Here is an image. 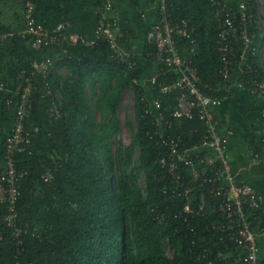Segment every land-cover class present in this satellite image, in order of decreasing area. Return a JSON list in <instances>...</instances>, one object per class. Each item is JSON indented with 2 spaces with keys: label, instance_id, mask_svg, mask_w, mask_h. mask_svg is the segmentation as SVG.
I'll return each instance as SVG.
<instances>
[{
  "label": "trees",
  "instance_id": "obj_1",
  "mask_svg": "<svg viewBox=\"0 0 264 264\" xmlns=\"http://www.w3.org/2000/svg\"><path fill=\"white\" fill-rule=\"evenodd\" d=\"M105 2L0 0V31L23 28L26 14L22 11L32 7L34 17L47 27L56 29L63 25L65 33L94 39ZM168 2L174 21L188 18L196 29L194 42L177 36L182 54L193 58L202 78L216 87L208 93L227 96L220 74V22L216 6L211 0ZM8 3L21 8L20 15L11 22L4 18L3 8ZM248 5L251 7L252 3L249 1ZM121 29V43L132 50L136 30L124 23ZM251 29L255 39L251 45L253 53L247 60L264 75L259 52L264 28ZM27 43V39L14 34L1 48V78L9 83L19 81V68L31 66L32 58L24 52ZM192 46L198 49L196 55L189 51ZM51 53L49 50L45 55ZM111 53L104 40L96 45L79 41L56 58L50 80L54 88L61 89L65 101L59 117L51 111L56 90L47 95L45 80L36 76L28 126H38L39 131L34 133L31 152L17 155L18 165L28 171L22 181L15 223L23 228L24 243L21 249L13 235L15 226L4 219L8 205L0 203V264H199L196 258L203 248L215 250L226 242L233 246L230 228L226 231L213 228L214 222L223 221L217 211L220 197H208L201 215L189 214L186 219L184 211L187 202L196 207L202 193L207 191L202 178L214 167L200 164L204 173L197 178L189 166L182 165L190 188L187 198L185 194H174L173 176L161 161L169 147L162 143L156 130L175 137L180 135L188 144L200 143L205 132L203 122L197 118L175 119L169 128L166 123L161 126L154 121L157 110L146 112L151 107V98H159L161 110L171 116L170 109L177 106L178 93H162L160 87L176 74L159 62L161 72L148 91L141 82L144 71L139 63L141 55L134 52L138 63L130 67ZM142 56L158 61L156 47L149 43ZM62 68L67 69V75L56 72ZM137 78L140 81L135 83ZM131 87L135 90L136 120L128 121L132 140L126 144L117 138L122 131L119 110L126 90ZM1 109L8 111L0 98ZM257 138L258 131L251 128L248 140L255 154L259 152ZM48 171L53 173L50 180L45 177ZM257 213L255 231L261 220V212ZM217 241L220 245H215ZM168 248L174 250L172 255Z\"/></svg>",
  "mask_w": 264,
  "mask_h": 264
},
{
  "label": "built area",
  "instance_id": "obj_2",
  "mask_svg": "<svg viewBox=\"0 0 264 264\" xmlns=\"http://www.w3.org/2000/svg\"><path fill=\"white\" fill-rule=\"evenodd\" d=\"M217 8L219 19L218 49L221 54L220 74L223 87L226 91L233 86L245 89L254 96L264 95V75L250 63L247 58L253 53L252 43L255 34L252 26L258 30L264 28V0H240L235 5L223 0H211ZM252 3L249 7L248 2ZM114 5L111 0H106L101 13V20L97 27L96 38L88 39L77 33H65L63 25L56 29L47 27L37 21L29 8L25 19V26L18 31H0V52L5 42L14 34L21 35L30 43L31 47L42 54L31 59L30 68L18 69V78L14 84L1 78L0 64V98L5 102L8 109L15 111V121L12 129L6 134L3 146V159L5 166L0 170V203L8 205V213L4 219L15 226L13 235L17 244L21 246L23 241V228L16 226L17 203L22 193V181L27 174V169L18 165V153L31 152V144L34 133L39 131L38 126H28L33 108L31 95L36 89V76H42L45 80V92L51 95L56 90L53 99L52 113L59 117L62 114V105L65 103L60 88H54L50 78L54 72L56 58L67 53L69 46L79 41L90 45L99 44L104 40L112 50V57L128 63L130 67L137 65L135 53L121 43L123 32L119 18L113 15ZM195 27L188 18L174 21L170 11L168 0H160L158 17L152 23L147 33V41L156 47L158 61L166 66L168 71L176 74L167 83L160 87V92H177V106L170 109V117H167L162 108L159 98H151V107L146 112L155 113L154 121L161 125L166 123L169 128L175 119L197 118L204 124V135L200 143L188 144L183 137L160 133L163 144L167 145L168 152L161 158L175 182L174 194L186 195L189 198L190 188L186 184L182 172V165L189 166L193 175L197 178L204 173L202 166H213L210 174L203 176L202 184L207 191L202 193L196 207L190 202L185 204L187 215H201L206 209L208 197L219 198L217 211L223 221L214 222L213 228L221 231L231 229L230 241L219 248H203L196 261L199 264H264V256L260 255L259 243L256 231L253 228L254 221L259 219L258 210L263 202V195L250 183L238 179L228 154L229 136L220 131V121L216 116V106L222 96L212 95L208 90H215L211 83L205 81L194 64L193 58L184 56L177 46V36H182L195 41ZM60 48V50L58 49ZM57 49V50H56ZM250 49L249 54L248 50ZM51 50V54L45 55ZM59 50V51H58ZM57 51V52H56ZM192 55L198 53L196 46L189 50ZM259 52L264 63V39L259 45ZM63 75L66 68L57 70ZM238 77L235 79L236 74ZM140 80L135 79V83ZM155 82V81H154ZM62 88V86H60ZM132 88V87H131ZM133 91L134 88H132ZM135 97V96H134ZM211 152L212 154H209ZM47 180L53 178V173L45 174ZM261 212L259 221L260 229L264 230V211ZM194 231V228L191 227ZM20 249V250H21Z\"/></svg>",
  "mask_w": 264,
  "mask_h": 264
},
{
  "label": "crops",
  "instance_id": "obj_3",
  "mask_svg": "<svg viewBox=\"0 0 264 264\" xmlns=\"http://www.w3.org/2000/svg\"><path fill=\"white\" fill-rule=\"evenodd\" d=\"M111 1L114 5L113 15L119 18L121 23L132 26L136 30V41L132 51L141 55L139 63L144 70L141 82L148 88V91H151L150 88L161 72V65L159 61L147 59L142 54L148 43V30L158 17L160 0ZM225 1L235 5L240 0ZM24 52L28 58L33 59L39 56L29 42ZM237 77L238 73L235 79ZM215 111L220 121V131L229 136L228 154L232 167L240 181L252 184L263 195V202L258 211H264V95L254 96L245 89L233 86L229 89L227 96L220 98ZM14 121L15 111L13 109H8L7 112L0 110V170L5 166L3 138L12 129ZM251 128L258 131L256 145L259 152L256 154L251 149L248 140ZM209 154L212 153L209 152ZM256 235L260 255L264 256V230L259 226H257Z\"/></svg>",
  "mask_w": 264,
  "mask_h": 264
},
{
  "label": "rangeland",
  "instance_id": "obj_4",
  "mask_svg": "<svg viewBox=\"0 0 264 264\" xmlns=\"http://www.w3.org/2000/svg\"><path fill=\"white\" fill-rule=\"evenodd\" d=\"M5 5L3 8L5 11L4 18L7 22H11L14 19H16V16L20 15V13H21L20 5L14 4L12 7L10 6L11 3H8L6 6ZM27 11L24 12V10H23L22 13L27 14ZM25 22H26V19L24 20V24H23L24 26H25ZM67 73L65 75H67ZM65 75H63V76H65ZM134 96H135V91H133L132 88L127 89L123 98H122L121 106H120V110H119V115H120V118L122 120V131L120 132V134L117 138L122 140L126 144H129L132 140V132L128 126V121L130 119L134 120V121L136 120ZM92 97L93 96H91V98ZM92 99L94 102L95 99L94 98H92ZM96 113H97V115H99L98 111H96ZM138 156H139V152L136 151L135 157L137 158ZM168 253L170 255H172L174 253V250L172 248H168Z\"/></svg>",
  "mask_w": 264,
  "mask_h": 264
},
{
  "label": "water",
  "instance_id": "obj_5",
  "mask_svg": "<svg viewBox=\"0 0 264 264\" xmlns=\"http://www.w3.org/2000/svg\"><path fill=\"white\" fill-rule=\"evenodd\" d=\"M249 52H250V49L248 50V53L247 54H249Z\"/></svg>",
  "mask_w": 264,
  "mask_h": 264
}]
</instances>
